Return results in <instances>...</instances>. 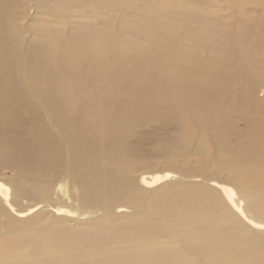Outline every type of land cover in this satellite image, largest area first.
Segmentation results:
<instances>
[{
	"label": "bare ground",
	"instance_id": "1",
	"mask_svg": "<svg viewBox=\"0 0 264 264\" xmlns=\"http://www.w3.org/2000/svg\"><path fill=\"white\" fill-rule=\"evenodd\" d=\"M240 1L0 0V167L14 171L12 190L0 181V201L16 224L32 226L20 247L12 237L0 241L1 258L264 264V99L254 97L256 81H264V51L248 58L254 43L264 49V23L247 20L236 45L211 10L240 16ZM224 91L238 94L220 97ZM158 104L198 124L214 115L202 127L217 139L204 135L198 147L223 150L233 185L176 184L161 169L141 174L123 194L147 137L163 131L158 151L168 155L189 140L185 128L169 132L159 124L128 141L133 121ZM233 113L249 126L235 146L224 137ZM14 196L34 202L15 208Z\"/></svg>",
	"mask_w": 264,
	"mask_h": 264
},
{
	"label": "rangeland",
	"instance_id": "2",
	"mask_svg": "<svg viewBox=\"0 0 264 264\" xmlns=\"http://www.w3.org/2000/svg\"><path fill=\"white\" fill-rule=\"evenodd\" d=\"M256 1L257 0H241L240 1L241 9L239 11L240 13L242 12L243 14L241 13L242 15L240 16L238 14L229 15L230 12L229 10L226 9V7L225 9L222 7H219L218 10L217 9L215 10L213 7L211 9L212 12L214 13V15H212V18L216 19V21H220V23L226 22V25H228L227 28L232 30V32L234 33L233 43L236 45L239 44L243 40V36H241L237 32V30L240 31L242 28H244L246 26L247 20L249 21L256 20L258 22L262 21L264 23V2L261 4L260 3L257 4ZM205 4H208V3H205ZM89 16L91 19L94 18L93 14H90ZM28 18H29V15H28ZM202 20L205 21L204 18H202ZM195 25H198L197 21L195 22L192 21L190 24L191 27ZM255 25H258V24H255ZM139 28L140 27L136 26L134 29L139 30ZM248 28H250L254 32V34L256 35L260 34V28H257V26L252 27V28L251 26H248ZM138 40L141 41L142 43L144 39L140 40L139 38ZM255 44L256 43H254L251 46V50L253 51L250 50L248 52V58L250 60H252L253 58H258V55H262L261 52L264 51V49L259 50V48ZM207 52H208L207 49L197 50L195 52V57L197 59H204ZM207 65L208 64H202V66H207ZM203 72L206 73L207 71L203 70ZM224 73H227V70ZM19 77L21 78V74L19 75ZM138 90L142 94H146L149 91L148 85H146L145 83H140L138 85ZM254 91H255L254 92L255 99H258V100L264 99V81H256V86H255ZM237 94H238L237 91H232V92L224 91L220 97H228L230 95H237ZM221 104L225 108H227L226 106L227 103H225V101L222 102ZM162 106L163 105L158 104L157 107L151 113L148 114L149 117L146 116L148 119L144 117V118H139L133 121L134 124L130 130V133L127 135L128 141H133L137 138L139 134L148 133V131H153V129L158 128L160 125L161 126L166 125L167 128L169 129V132H173L172 130L177 131V129L180 131L182 130L183 132L185 128V130H187L191 136L189 135V140L183 141V143L180 145V148L178 147L179 149L177 148V149L171 150L170 151L171 154L169 155H168V152L167 153L165 152L162 154L161 152L158 151L159 146L165 137V134L163 131L158 133V137L155 140L153 138L151 139L150 137H147L143 141L141 150L139 149L140 153H139V156L136 158V161H135L136 165H133L131 169H128V171L130 172V178L133 184L131 183L130 185L131 187L128 185L127 187L129 188H124L125 190H123V194L125 195L127 193L126 195H128L132 190L135 189V183L138 181V176H140L141 174L150 173L154 171L159 172L161 171V169L167 170L166 172L169 174L167 179H169L172 182H175L176 184L177 183L205 184L207 180L206 184H209L210 182L213 181V182L223 183V184L230 185V186L233 185L231 182V179L233 178V169L228 168V166H231V164L229 165V160L227 161L226 157H224L223 150L221 148L220 149L217 148L213 152L210 151L209 153V151H203L204 149L201 150L198 147V141L202 140L203 137L205 138V136H207L206 138L210 139L212 138V136L215 135L213 128L209 129V134H208L203 129L205 126L202 127L204 124L205 125L211 124L210 122L211 120L214 119V115L213 114L211 115L210 113H208V115L204 119H201V121L199 120L200 123L198 124L195 118H193L192 116L187 118L185 116L186 114L181 110H174L172 114L168 115V113L166 114V112H162V109L164 108ZM183 118L187 119L186 121L188 122L187 125L182 123ZM231 121H232L231 125L227 128L228 132L224 135V137H225V140L230 145L233 143L232 146L233 145L235 146V145H238V143H240L242 134L245 133V131L247 130L249 126L247 123H245L246 121L243 120L238 113L232 114ZM171 124L176 128H174ZM199 125H201V128L199 127ZM234 138H237V139H234ZM215 139H217L216 135H215ZM231 141L232 143H230ZM151 150L153 152H151ZM219 155L221 157L220 160L224 159L222 160V162H220V160L218 161L216 160L217 158H219ZM224 162L227 163L225 164L227 168L224 167L225 166ZM9 168L0 167V181L4 185H6L8 189L12 190L8 185L11 186V179L14 177V171L13 169L9 170ZM230 169L232 170L230 171ZM131 171L133 172V174ZM203 181L204 183H202ZM238 196H241L239 192H238ZM52 198L56 199V196H53ZM14 200H16V205L14 206L15 208H24L25 206L31 205L34 202L32 197H26V198L21 199V198H17L14 196ZM243 203L245 204L244 201ZM0 207H2L5 211V214L0 215V241L7 237L8 238L12 237L15 240L14 245L16 247H20V245L23 244V242L29 235L27 233H30L32 231V226L25 225L24 222L21 224H16L17 223L15 221V218L17 217L16 214L14 212L13 213L10 212L5 206H3L1 204V201H0ZM117 212H120V211H116V213ZM126 212L128 211L126 210ZM250 214L251 213H248V215ZM96 216L97 214H94L92 216H86V219L88 218L92 219ZM6 218H8L9 221H7ZM41 219L43 218L41 217ZM11 231L13 233H11ZM18 232H21V234H17ZM7 260H9V258L0 257V264H16L14 260L12 261H7ZM26 264H31V263L28 262Z\"/></svg>",
	"mask_w": 264,
	"mask_h": 264
}]
</instances>
